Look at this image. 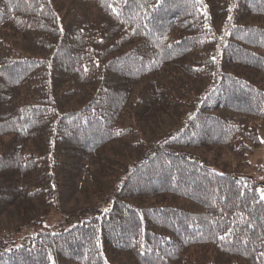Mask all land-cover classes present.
<instances>
[{
    "label": "trees",
    "instance_id": "obj_1",
    "mask_svg": "<svg viewBox=\"0 0 264 264\" xmlns=\"http://www.w3.org/2000/svg\"><path fill=\"white\" fill-rule=\"evenodd\" d=\"M263 77L264 0H0V216L63 222L0 264H264V184L195 154L248 166Z\"/></svg>",
    "mask_w": 264,
    "mask_h": 264
},
{
    "label": "rangeland",
    "instance_id": "obj_2",
    "mask_svg": "<svg viewBox=\"0 0 264 264\" xmlns=\"http://www.w3.org/2000/svg\"><path fill=\"white\" fill-rule=\"evenodd\" d=\"M262 85L264 86V77ZM155 120H157L160 126L167 129V114L159 113ZM148 123L150 124L145 126L147 134L151 135L152 133H157L158 130H154L155 127L151 125V122ZM117 152L119 154V159L127 160L133 158L131 157V155H133L131 151L127 152L126 150L119 149ZM195 154L204 158L209 163H212L215 168L223 169L229 173H240L243 177H252L253 180L264 184V147L255 150L252 156H249L250 158L248 161L250 163L247 164V167L244 164H238L230 157L220 153H201L196 151ZM83 202V196L81 192L78 191L72 203L63 207V212L70 213L73 210H79L81 207L85 206ZM45 213L26 202L17 204L14 208L9 209L5 214L0 216V241L8 242V245L19 246L26 236H32L42 230L53 231L62 228L63 222H59L62 220L61 213L51 211L46 217H43L41 228L38 229L36 227V223H38L37 219ZM6 233L8 235H6Z\"/></svg>",
    "mask_w": 264,
    "mask_h": 264
},
{
    "label": "snow or ice",
    "instance_id": "obj_3",
    "mask_svg": "<svg viewBox=\"0 0 264 264\" xmlns=\"http://www.w3.org/2000/svg\"><path fill=\"white\" fill-rule=\"evenodd\" d=\"M262 198H264V192H262ZM107 211V210H106ZM225 237L224 236H221L220 239L223 240Z\"/></svg>",
    "mask_w": 264,
    "mask_h": 264
}]
</instances>
